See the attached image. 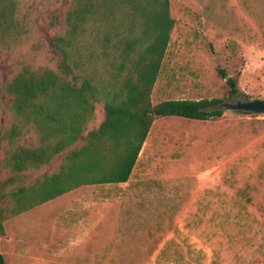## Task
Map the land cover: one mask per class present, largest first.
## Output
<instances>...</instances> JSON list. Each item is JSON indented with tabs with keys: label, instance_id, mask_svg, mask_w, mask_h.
Masks as SVG:
<instances>
[{
	"label": "rangeland",
	"instance_id": "374dc122",
	"mask_svg": "<svg viewBox=\"0 0 264 264\" xmlns=\"http://www.w3.org/2000/svg\"><path fill=\"white\" fill-rule=\"evenodd\" d=\"M70 2L22 0L32 31L12 49L0 47L3 85L22 65L57 67L53 38L65 29ZM51 12L55 30L49 26ZM171 12L177 24L153 91L154 104L264 100V0H172ZM219 69L237 80V95H231ZM103 119L101 102L89 130ZM14 122L12 98L3 92L1 132ZM152 138L157 150L151 144L143 149L135 170L146 196L136 207L116 205L104 212L105 226L116 229L105 231V264H264V114L225 110L211 121L161 117ZM20 143L37 145L38 137L32 132ZM8 149V142L0 140L2 179L13 175L3 166ZM64 156L28 171L24 180L31 184L54 172ZM56 215L48 206L13 217L6 212V233L0 238L6 263L80 262L79 248H71L64 234H54ZM98 247L101 243H95Z\"/></svg>",
	"mask_w": 264,
	"mask_h": 264
},
{
	"label": "trees",
	"instance_id": "16d2710c",
	"mask_svg": "<svg viewBox=\"0 0 264 264\" xmlns=\"http://www.w3.org/2000/svg\"><path fill=\"white\" fill-rule=\"evenodd\" d=\"M171 4L71 0L65 29L53 38L57 67L22 65L6 84L0 80V94L12 98L15 115L11 127L0 130V140L9 144L3 166L13 174L0 177V238L6 212L19 216L86 185L128 182L158 118L211 121L224 115L218 108L222 99L153 102L177 24ZM30 17L22 0H0L1 48L12 49L29 37ZM49 26L57 28L54 12ZM219 74L237 95V80L223 69ZM101 102L104 119L89 130ZM32 132L37 145L21 144ZM63 154L54 172L26 183L28 171L41 170ZM0 264H7L1 252Z\"/></svg>",
	"mask_w": 264,
	"mask_h": 264
},
{
	"label": "crops",
	"instance_id": "0c3cea01",
	"mask_svg": "<svg viewBox=\"0 0 264 264\" xmlns=\"http://www.w3.org/2000/svg\"><path fill=\"white\" fill-rule=\"evenodd\" d=\"M155 123L143 149L149 147L150 144L152 147H158L157 144H154L155 140L157 142L163 134H158L153 142L152 135ZM135 170L136 167L128 182L116 184L119 188L114 189L112 185L115 184L86 185L39 206H48L51 213L57 214L55 219L51 221L54 234L58 235L59 232L64 234L69 240L68 245L71 248H79L78 253L81 255V261L75 264H105V247L103 246L105 231L106 229H116L115 227L105 226L104 212L116 205L136 207L137 200L146 196L144 190L139 189L142 180L135 176ZM153 193L150 191L148 196L153 197ZM120 228L118 227L117 230ZM99 239H101L99 242L101 247L94 248L95 243L99 244Z\"/></svg>",
	"mask_w": 264,
	"mask_h": 264
},
{
	"label": "water",
	"instance_id": "95a60500",
	"mask_svg": "<svg viewBox=\"0 0 264 264\" xmlns=\"http://www.w3.org/2000/svg\"><path fill=\"white\" fill-rule=\"evenodd\" d=\"M218 108L225 110L253 113V114H264V100L263 99L248 100V101L239 100L235 103L223 102L218 106Z\"/></svg>",
	"mask_w": 264,
	"mask_h": 264
}]
</instances>
